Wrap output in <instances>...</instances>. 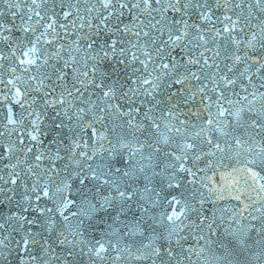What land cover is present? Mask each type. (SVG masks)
Wrapping results in <instances>:
<instances>
[{"label":"snow or ice","instance_id":"snow-or-ice-1","mask_svg":"<svg viewBox=\"0 0 264 264\" xmlns=\"http://www.w3.org/2000/svg\"><path fill=\"white\" fill-rule=\"evenodd\" d=\"M0 264H264V0H0Z\"/></svg>","mask_w":264,"mask_h":264}]
</instances>
